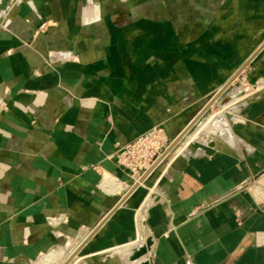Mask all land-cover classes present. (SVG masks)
Returning <instances> with one entry per match:
<instances>
[{
	"label": "crops",
	"instance_id": "0c3cea01",
	"mask_svg": "<svg viewBox=\"0 0 264 264\" xmlns=\"http://www.w3.org/2000/svg\"><path fill=\"white\" fill-rule=\"evenodd\" d=\"M239 76L231 106L264 91V0H0V264H126L140 234L149 264H264V96L133 194L111 158Z\"/></svg>",
	"mask_w": 264,
	"mask_h": 264
},
{
	"label": "water",
	"instance_id": "95a60500",
	"mask_svg": "<svg viewBox=\"0 0 264 264\" xmlns=\"http://www.w3.org/2000/svg\"><path fill=\"white\" fill-rule=\"evenodd\" d=\"M247 78L248 77H236L229 85L226 86V88H224L219 94L213 97L206 104L195 121L177 140V142H180L185 137H188L190 133H196L201 126L203 127L204 119L205 117L209 116V112L212 108H215L217 115L212 118L213 120L209 119L211 123L209 124L206 133L213 134L215 132L216 135H221V129H224L225 127L234 129L238 117L244 116V113L246 112L248 113L252 105L261 104L263 102L262 98L264 96V91H261L247 98L242 103L231 106L234 102L243 98L250 92H245V90H243L238 96L232 95L235 90L242 88V83L246 81ZM236 79L238 80V82L234 83ZM222 109L226 110L223 112ZM207 146L213 149L216 147V144L215 142L211 141L207 144ZM160 200L161 198L158 195H152L148 204L144 208V212L147 210L149 205L158 203ZM153 245L154 240L151 236H148L146 239H144L143 235L140 234L137 244L125 251L126 259L124 262L126 264H149L148 260H146V257L151 253Z\"/></svg>",
	"mask_w": 264,
	"mask_h": 264
},
{
	"label": "built area",
	"instance_id": "2783aa9c",
	"mask_svg": "<svg viewBox=\"0 0 264 264\" xmlns=\"http://www.w3.org/2000/svg\"><path fill=\"white\" fill-rule=\"evenodd\" d=\"M177 140H169L165 129L157 126L130 143L116 144V150L111 158L131 180L129 187L131 194L146 185L147 181L165 164L177 147L179 143Z\"/></svg>",
	"mask_w": 264,
	"mask_h": 264
},
{
	"label": "rangeland",
	"instance_id": "374dc122",
	"mask_svg": "<svg viewBox=\"0 0 264 264\" xmlns=\"http://www.w3.org/2000/svg\"><path fill=\"white\" fill-rule=\"evenodd\" d=\"M213 113H216L215 108H212L211 111L209 112V116L205 117L204 122H203L204 126L203 127L201 126L196 133H190L188 135V137H185L184 139H182L178 143L175 150L171 153L170 157L165 162V164L163 166H161L157 170V172L149 180H151L152 178H154L157 175L164 174L166 168L169 167L173 162H175L176 159L180 155H183L185 152H187L188 149L190 148V146H192L193 144H203L209 138H211V140L209 142H211V141H213V142L220 141L221 142L223 140H229V141H235L236 140L235 136L233 135L234 130L229 128V127H225L224 129H221V131H222L221 135H216L215 132L213 134L206 133V130H207L209 124L211 123V121H209V119L213 120L211 118Z\"/></svg>",
	"mask_w": 264,
	"mask_h": 264
}]
</instances>
